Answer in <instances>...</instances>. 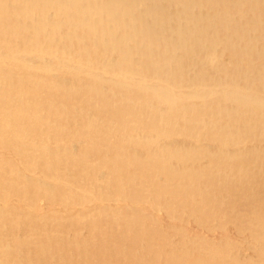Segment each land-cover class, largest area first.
Returning a JSON list of instances; mask_svg holds the SVG:
<instances>
[{"label":"bare ground","instance_id":"bare-ground-1","mask_svg":"<svg viewBox=\"0 0 264 264\" xmlns=\"http://www.w3.org/2000/svg\"><path fill=\"white\" fill-rule=\"evenodd\" d=\"M228 219L264 236V0H0V264H240Z\"/></svg>","mask_w":264,"mask_h":264},{"label":"rangeland","instance_id":"rangeland-1","mask_svg":"<svg viewBox=\"0 0 264 264\" xmlns=\"http://www.w3.org/2000/svg\"><path fill=\"white\" fill-rule=\"evenodd\" d=\"M238 198V197H237ZM237 201V200H236ZM76 207H79L78 205L76 206ZM239 207V208H238ZM76 209H79V208H76ZM240 209V210H239ZM236 216H241L240 218H243V216H244V214H245V208L243 207L242 208V206L241 205H239V203H238V201H237V204H236ZM242 211H244V212H242ZM161 215V214H160ZM161 217V216H160ZM189 221V224H188V222H185V224H187V229H185V231L186 230H190L191 229V232H192V230H193V232H192V237L194 236V232H195V229L194 228H196V225L194 226V224H193V222H190L191 221V219H189L188 220ZM51 222V221H50ZM222 222V223H221ZM48 223V222H47ZM45 223L47 226H48V224H49V227L51 226V223ZM164 224H167L166 222H163ZM27 224V223H26ZM87 227H85L84 225ZM184 223H183V225H182V227H184V225H185ZM221 224H223V226L221 225ZM236 224V223H235ZM234 224V222H233V219L231 220V219H228V220H226V222L224 221H219V224H217L218 226H219V228L217 229L218 231L216 232V236L214 235V237L212 236L211 238L209 237V239L211 240V241H216V239L218 240V238H224V237H227V238H229V240L231 241V238L233 237V239H232V241H231V243H234V244H232V245H234V247L240 252V255H239V258H238V261L240 260V264L242 263L241 261L243 260V262H245V263H248L249 261H250V263H253L254 261V263L253 264H255V263H257L258 262V264H259V261L261 260H259L258 261V259H256L257 257H256V255L253 253V251H251V249L250 250H247L246 252H244L243 250L245 249V248H247V246L245 245L246 243H247V239L248 238H246L247 237V235H249L250 233H252L253 235H256L257 237H260V236H263V235H261V231H259V232H257V230H254L253 232L252 231H248L249 232V234H247L246 232H244V234L243 233H239L238 232V230H237V228H236V226H234L235 225ZM23 225H25V224H23ZM64 228H67V230H68V233L67 232H64V233H62V238L64 239L63 241L64 242H68V240H70V239H75V237H77V236H74V235H72V234H74L73 232H72V230H69L70 228H69V226L66 224H61ZM60 225V226H61ZM81 225H83V226H80V224H79V226H80V231H82V232H86L87 231V229H88V225H89V223L87 224V222L86 221H84V222H82L81 223ZM192 227H191V226ZM5 226H6V228H5V237L6 238H8L9 240H11L12 242L14 241H16V239L18 238V235L20 236V234L21 233H23V231L24 230H26V232H27V230H28V228H27V226H22V224H21V227H19V228H14V229H10V226H9V224H7V222H6V224H5ZM29 226V225H28ZM60 226H58L59 228H61ZM225 226V227H224ZM226 226H227V228H226ZM52 227H53V224H52ZM54 227H56L57 229H59L56 225H54ZM181 227V226H180ZM231 228V229H229V228ZM7 228L9 229V230H7ZM83 228V229H82ZM226 228V229H225ZM22 229V230H21ZM228 229V230H227ZM235 229H236V231H235ZM250 229V228H249ZM86 230V231H85ZM227 230V231H226ZM234 230V231H233ZM20 231H22L21 233H20ZM229 231V232H228ZM232 231V232H231ZM223 232H224V235H223ZM238 233V234H237ZM65 234V236H63ZM219 234V235H218ZM241 234L243 235V236H241ZM263 234V233H262ZM35 237H37V238H40V235H39V233L38 232H36L35 234ZM33 235V236H34ZM68 235V236H67ZM70 235V236H69ZM71 236L72 237H74V238H71ZM236 236L239 238H236ZM98 237H100V236H98ZM195 237V236H194ZM241 237H243V238H241ZM178 237H176L175 238V240H171L172 242H176V241H178V240H176ZM213 238H215V240H213ZM263 238H264V236H263ZM236 239V240H235ZM243 239H245L244 240V242H243ZM76 240V239H75ZM239 242H238V241ZM235 241H236V243H235ZM240 242H241V245L243 244V246H240ZM246 242V243H245ZM256 243V242H255ZM13 244V243H12ZM81 244H84V243H81ZM256 246H257V243L255 244ZM259 245H262V244H258V246ZM101 246V247H100ZM99 246V248H100V250L101 251H105L108 247L107 246H105V245H100ZM103 246H105V247H103ZM133 246H135V245H132V247ZM237 246V247H236ZM241 248H240V247ZM263 246V245H262ZM81 248H83V246L81 247ZM243 248V250H241ZM28 249V247L26 248V245H24V246H22V251L23 252H21V254L22 255H26V250ZM30 250H32V248H30ZM242 251V252H241ZM249 251V252H248ZM241 254H242V257H241ZM248 254V257L246 256ZM250 254H251V256H250ZM83 255H80L79 254V256L78 255H75V257H73L71 260H70V262H69V264H77V263H80V260L81 261H83L84 260V257H82ZM244 256V257H243ZM80 257V259L78 260V258ZM82 257V258H81ZM247 259H246V258ZM24 258H26V257H24ZM245 258V259H244ZM250 260H249V259ZM253 258V259H252ZM74 259V260H73ZM242 259V260H241ZM254 259H256V260H254ZM12 260V259H11ZM118 261H120V259H117ZM245 260V261H244ZM79 261V262H78ZM262 261V260H261ZM75 262V263H74ZM26 264H28V263H26ZM33 264V263H32ZM260 264H264L263 262L261 263L260 262Z\"/></svg>","mask_w":264,"mask_h":264}]
</instances>
